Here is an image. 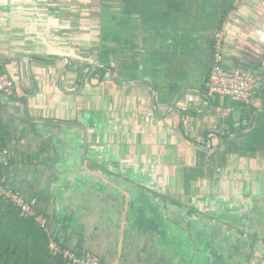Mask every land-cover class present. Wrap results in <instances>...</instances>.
I'll use <instances>...</instances> for the list:
<instances>
[{
  "label": "crops",
  "instance_id": "0c3cea01",
  "mask_svg": "<svg viewBox=\"0 0 264 264\" xmlns=\"http://www.w3.org/2000/svg\"><path fill=\"white\" fill-rule=\"evenodd\" d=\"M22 1L0 0V72L15 82L0 140L8 185L46 212L48 234L102 264H264V0L236 1L220 30L224 69L256 79L246 106L207 95L209 30L180 34L164 105L112 56L105 90L90 83L99 21L69 50L82 21L69 0ZM175 2L173 19L196 24L202 0Z\"/></svg>",
  "mask_w": 264,
  "mask_h": 264
},
{
  "label": "trees",
  "instance_id": "16d2710c",
  "mask_svg": "<svg viewBox=\"0 0 264 264\" xmlns=\"http://www.w3.org/2000/svg\"><path fill=\"white\" fill-rule=\"evenodd\" d=\"M174 1L175 4H193L197 0H101L97 18L101 33L98 52L101 67L89 74L90 83L98 79L102 84L107 80L112 56L114 62L120 61L119 73L122 78L139 82L149 79L148 83L157 93L158 101L164 105L172 104L176 93L170 96V92L169 95L171 72L178 64L175 61L178 52L189 47L173 36L177 37L179 30L190 31L192 27H199L203 32L211 31L210 47L214 59L216 32L222 29V22L235 9V2L239 0H202L198 8L200 10L196 13V24L193 17L179 24L176 21L178 16L173 19ZM177 47L181 49L178 51ZM9 166L10 162L4 168L0 165V177L8 176ZM40 215L47 219V227L48 215L37 209L36 216ZM52 242L70 249L50 236L35 219L22 217L21 211L13 204L5 201L0 203V264H67L62 255L56 256L50 250Z\"/></svg>",
  "mask_w": 264,
  "mask_h": 264
},
{
  "label": "built area",
  "instance_id": "2783aa9c",
  "mask_svg": "<svg viewBox=\"0 0 264 264\" xmlns=\"http://www.w3.org/2000/svg\"><path fill=\"white\" fill-rule=\"evenodd\" d=\"M214 64L210 76L206 82V92L211 98L224 97L233 103L249 105L252 101L256 86L254 76L246 73L227 71L224 69V34L222 31L215 35ZM0 93L11 96L15 93V82L5 73L0 72ZM10 151L2 145L0 140V165L6 167ZM5 157L6 160L1 161ZM10 203L21 211V216L35 219L41 228H46L47 219L43 216H36L34 206L20 192L12 189L5 177H0V203ZM50 250L54 255H62L67 264H102L100 259L90 252L78 253L74 249H66L52 242Z\"/></svg>",
  "mask_w": 264,
  "mask_h": 264
},
{
  "label": "rangeland",
  "instance_id": "374dc122",
  "mask_svg": "<svg viewBox=\"0 0 264 264\" xmlns=\"http://www.w3.org/2000/svg\"><path fill=\"white\" fill-rule=\"evenodd\" d=\"M36 1H38L39 5H41V6L46 4V3H49V0H36ZM20 2H21V4H24V2H26V1L20 0ZM100 2H101V0H69V5L64 7V11L69 13V16L71 18L70 20L73 24L76 21V16H77L76 14L77 13L81 15V20H82L81 23L76 22L74 25L68 24L69 26H73L74 31L78 30L77 31L78 33L74 37L73 41L68 39L69 42L65 44V47H67L69 50L75 49V47L80 48L81 44L86 42V40H91V39L93 40V38L97 37V35H98L97 30H99L97 28V25H98V19L97 18H98V12H99L98 3H100ZM61 3L66 5V2H64V0H62ZM115 6H116L115 8L117 9L118 4H116ZM40 8L41 7H39V9ZM39 9L37 11L38 13H39ZM34 15L35 14L32 11L31 16L33 17ZM23 20H26V18L24 17ZM68 25H66V26H68ZM182 32H183V30H179L178 31L179 36H177V37L173 36V38L174 39L176 38V40L179 41V39H181L180 34ZM91 37H93V38H91ZM93 84L96 85V87H99L98 89L102 88V90H105L104 88L107 87V82L100 84L96 80H94ZM94 85H92V86L89 85V86L94 87ZM102 99H105L103 95H102ZM46 230L49 231L48 225L46 227Z\"/></svg>",
  "mask_w": 264,
  "mask_h": 264
},
{
  "label": "clouds",
  "instance_id": "9594fccd",
  "mask_svg": "<svg viewBox=\"0 0 264 264\" xmlns=\"http://www.w3.org/2000/svg\"><path fill=\"white\" fill-rule=\"evenodd\" d=\"M3 145V144H2ZM28 200V199H27ZM29 201V200H28ZM30 202V201H29ZM31 203V202H30ZM35 208V207H34ZM36 210V209H35ZM72 249V248H71Z\"/></svg>",
  "mask_w": 264,
  "mask_h": 264
}]
</instances>
